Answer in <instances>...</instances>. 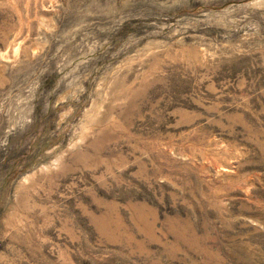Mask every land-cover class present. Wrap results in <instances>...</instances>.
<instances>
[{
	"label": "rangeland",
	"instance_id": "374dc122",
	"mask_svg": "<svg viewBox=\"0 0 264 264\" xmlns=\"http://www.w3.org/2000/svg\"><path fill=\"white\" fill-rule=\"evenodd\" d=\"M0 264H264V0H0Z\"/></svg>",
	"mask_w": 264,
	"mask_h": 264
}]
</instances>
